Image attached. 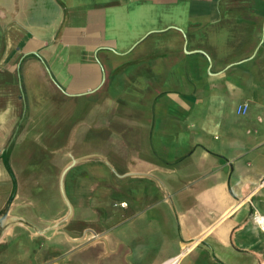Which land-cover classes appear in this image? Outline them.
<instances>
[{"label":"crops","instance_id":"crops-1","mask_svg":"<svg viewBox=\"0 0 264 264\" xmlns=\"http://www.w3.org/2000/svg\"><path fill=\"white\" fill-rule=\"evenodd\" d=\"M263 180L264 0H0V261L264 264Z\"/></svg>","mask_w":264,"mask_h":264},{"label":"rangeland","instance_id":"rangeland-1","mask_svg":"<svg viewBox=\"0 0 264 264\" xmlns=\"http://www.w3.org/2000/svg\"><path fill=\"white\" fill-rule=\"evenodd\" d=\"M262 183H264V180L262 181ZM27 243V239L25 238H19L14 244L16 245V248L11 250L12 252H10L9 254H7L5 256V258H3V260L0 261V264H18L17 262L14 263L12 262V258L17 255V249H20L21 247L25 246V244ZM6 247V245H2L0 246V252L2 250H4ZM2 259V258H1Z\"/></svg>","mask_w":264,"mask_h":264},{"label":"bare ground","instance_id":"bare-ground-1","mask_svg":"<svg viewBox=\"0 0 264 264\" xmlns=\"http://www.w3.org/2000/svg\"><path fill=\"white\" fill-rule=\"evenodd\" d=\"M258 216H259V225L264 230V215L259 214Z\"/></svg>","mask_w":264,"mask_h":264},{"label":"built area","instance_id":"built-area-1","mask_svg":"<svg viewBox=\"0 0 264 264\" xmlns=\"http://www.w3.org/2000/svg\"><path fill=\"white\" fill-rule=\"evenodd\" d=\"M125 204V203H124Z\"/></svg>","mask_w":264,"mask_h":264}]
</instances>
